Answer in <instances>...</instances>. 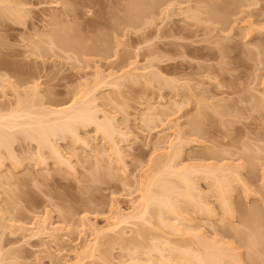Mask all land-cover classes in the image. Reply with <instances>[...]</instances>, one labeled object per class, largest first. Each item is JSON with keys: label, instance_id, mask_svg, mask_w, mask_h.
Segmentation results:
<instances>
[{"label": "rangeland", "instance_id": "1", "mask_svg": "<svg viewBox=\"0 0 264 264\" xmlns=\"http://www.w3.org/2000/svg\"><path fill=\"white\" fill-rule=\"evenodd\" d=\"M200 2L0 0V264H264V0Z\"/></svg>", "mask_w": 264, "mask_h": 264}, {"label": "bare ground", "instance_id": "2", "mask_svg": "<svg viewBox=\"0 0 264 264\" xmlns=\"http://www.w3.org/2000/svg\"><path fill=\"white\" fill-rule=\"evenodd\" d=\"M169 1H171V0H162V2L164 3L165 2V4L167 5V3H169ZM186 1H189V0H186ZM197 2H200V0H196ZM203 1H206V0H202L201 2H203ZM200 2V3H201ZM162 3V4H163ZM135 5V4H134ZM196 8H197V10H199L198 8H200V5H197V6H195ZM197 15V14H196ZM198 15H199V13H198ZM60 25H61V23H60ZM62 25H64L63 23H62ZM65 26V25H64ZM63 26V29L61 28V26H60V28H59V31H57V33H58V35L59 36H61L62 38H60L59 37V39H61V41L59 40V42L60 43H62L63 44V47L65 46V48H66V45H67V48H69V49H71L70 47H71V45H70V42L72 43V38H70V39H67V38H65V37H70V35L71 34H69L70 32H69V28H70V26L68 25V27L67 28H65ZM67 29L68 31V33L65 31V29ZM72 29V28H71ZM58 30V29H57ZM62 31H64V32H66L65 34H67V35H65ZM62 32V33H61ZM60 33L61 34H64V35H60ZM69 35V36H68ZM63 36H64V38H63ZM54 37V36H53ZM57 37V36H56ZM72 37V36H71ZM50 39V38H49ZM53 40H54V38H52ZM58 39V38H57ZM63 39V40H62ZM47 40H48V38H47ZM46 40V41H47ZM51 40V39H50ZM56 42H58V41H56ZM58 42V43H59ZM49 43H50V41H49ZM64 44H66V45H64ZM73 44V43H72ZM59 45H61V44H59ZM68 46H70V47H68ZM75 46V49H76V45H74ZM74 46H72L73 48H74ZM78 49V48H77ZM78 51V50H77ZM66 110L65 109H62V110H55V111H53L54 113H58V114H62V113H64ZM87 111V112H86ZM89 111L88 110H86V109H80L79 110V114L78 113H76V115H79V117L78 118H80L81 120H82V122H85V121H89V119H91L92 118V121H96V120H93V114H89L88 113ZM91 112V111H90ZM72 115H75V114H72ZM91 115H92V117H91ZM69 117H71V116H69ZM73 117V116H72ZM21 119V115L20 114H18L17 113V111H14L13 110V112H11L10 114H8V115H6V114H0V146L1 145H3V144H5L3 141H4V133L2 132L3 131V129L4 128H13V127H15L12 123L14 122V124H16V122H17V124H18V120H20ZM96 119V118H95ZM28 123H30V125H31V123H33L34 124V126L35 125H37L38 124V127H37V130L38 129H41V126L42 125H44L41 121H38V122H28ZM41 123H42V125H41ZM86 123V122H85ZM24 123H22V124H20V126L22 127V129H25L24 128V126H22ZM98 125H103L102 123H98ZM19 126V127H20ZM34 126H33V128H34ZM105 125H103V127H104ZM36 127V126H35ZM57 127V126H56ZM100 128H102L103 129V127H101V126H99ZM60 128H61V126H60ZM105 128H107L105 131H107V130H109L108 129V127H105ZM201 128L202 127H200L199 129H200V131H202L201 130ZM205 128V127H204ZM203 128V129H204ZM14 129V128H13ZM35 129V128H34ZM46 128L43 126V132L41 131H39L40 132V134L39 135H41V137L40 138H42L43 136L44 137H46L47 136V133H45V132H47L46 130H45ZM63 129H64V126H63ZM104 130V129H103ZM45 131V132H44ZM203 131H205V130H203ZM209 131V130H208ZM54 132H55V130H54ZM108 132V131H107ZM197 132H199V131H197ZM206 132V131H205ZM204 132V133H205ZM202 134H203V132H201ZM207 133H209V132H207ZM45 134V135H44ZM198 134V133H197ZM200 135V134H199ZM201 136H203V135H201ZM42 138V139H40V140H42L43 142H44V139L45 138ZM204 137V136H203ZM48 138H46L45 140H46V142L48 141L47 140ZM45 143V142H44ZM47 143H49V142H47ZM52 146V145H51ZM56 149V147L54 148V150ZM57 152H58V149L56 150ZM56 151H54L55 152V154H57L58 155V153H56ZM215 152V150H213V152L212 153H214ZM178 176H179V181L180 182H183L184 183V185H186V187L187 188H185V191H187V192H185L186 193V195L190 198L189 200H193L192 199V194H194V193H192V190H191V185H192V183L193 182H191V180H190V178L187 176V174H184V173H181V172H179V174H178ZM219 184H221L220 182L218 183V181L215 183V185H219ZM163 185V184H162ZM161 185V186H162ZM216 186V187H217ZM173 187H175V186H173V185H167L166 183L164 184V188H166V189H168V188H172L173 189ZM221 187V186H220ZM227 187V190H228V185L226 186ZM226 187L223 189V190H225L226 189ZM163 186H162V192H163ZM150 188H148L147 190V192H146V195H145V200H146V207H145V209H144V211H143V214L144 213H146V211H147V209H148V206H149V204L150 203H157V204H159L161 207L160 208H165V209H167V210H173V209H175V211H176V209L178 208L177 207V204H176V208L174 207V203H173V201H172V198H171V196H169L168 194H167V192H169V189H168V191L167 192H163V194H162V192L160 193L161 194V196L159 195V194H157L158 195V197H156L157 195L155 194V193H153L152 191H150L149 190ZM165 189V190H166ZM164 190V191H165ZM222 190V191H223ZM190 191V192H189ZM152 192V193H151ZM192 193V194H191ZM167 194V195H166ZM224 195H226V196H228V193L226 192V194H225V192L223 193ZM156 195V196H155ZM164 196V197H163ZM226 196H224V198H223V200L225 199V201H224V203L223 204H225L226 203V206L224 205V207H225V209H228V212L227 213H229L230 215H232L233 213H231L232 212V210H230V209H232L231 208V206H230V200H229V197H226ZM160 197V198H159ZM200 199V198H199ZM194 201L195 202H197V199H194ZM198 203L200 204L201 203V201L199 202V200H198ZM230 210V211H229ZM174 211V210H173ZM228 214V215H229ZM252 214L253 213H251V216H252ZM250 216V215H249ZM261 216L262 217H260V218H262V219H256V218H252V219H249L247 222H246V225H247V229H240L241 230V233H242V241L245 243V245H247V243L249 244L248 246V248H250L251 247V249H253L252 247L253 246H257V245H260L261 246V248H260V250L263 252L264 250V235L263 236H261V238L263 239V242H261L260 244L257 242V239H258V235H260L261 233L260 232H262V234L264 233L263 231H260L259 230V228H264V221H263V219H264V216H263V214H261ZM256 217H258V215H256ZM239 230V231H240ZM242 231H244V232H242ZM262 239H261V241H262ZM263 244V245H262ZM263 246V247H262ZM207 247V246H206ZM255 248V247H254ZM259 248H255L256 250H259ZM212 250H210V252H209V250H208V252L206 251V253L204 254L203 253V255H201V253H199L200 255H197V256H194V254H193V256H194V258H192L191 260H195V257H197V261H196V263L195 264H224V260L226 259L227 260V258H225L224 257V254H225V252L223 251V253H220V254H218L217 252H211ZM254 251V254H251V256L253 255V257H251L250 256V260H251V262H252V264H256L257 263V259L259 258V255L257 256H255V252H257V251H255V250H253ZM161 253H160V255H162V251H160ZM258 253H259V251H258ZM187 254V253H186ZM197 253H195V255H196ZM182 255H184L183 253H182ZM182 255H177V258L179 259H182V260H185L186 258H184L185 257V255H184V257L182 256ZM187 255H190V254H187ZM164 255H162V257H163ZM179 256V257H178ZM182 258H181V257ZM193 256H186V257H193ZM226 256V255H225ZM261 257V259L263 258L262 256H260ZM225 258V259H224ZM252 258V259H251ZM260 258L258 259V261L259 260H261ZM187 260H189L190 261V259L189 258H187ZM186 260V261H187ZM225 260V263H227V261ZM253 260H256V263H255V261L253 262ZM189 261H187V262H189ZM194 262V261H193ZM192 262V263H193ZM163 264L162 262H159V263H157V264ZM264 263V262H263ZM165 264H167V263H165ZM194 264V263H193Z\"/></svg>", "mask_w": 264, "mask_h": 264}]
</instances>
